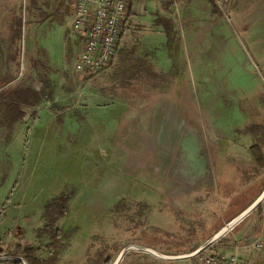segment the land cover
<instances>
[{
	"label": "rangeland",
	"instance_id": "rangeland-1",
	"mask_svg": "<svg viewBox=\"0 0 264 264\" xmlns=\"http://www.w3.org/2000/svg\"><path fill=\"white\" fill-rule=\"evenodd\" d=\"M60 1L0 0V91L43 95L18 121L0 105V250L47 259L56 230L57 264H102L129 243L176 250L234 218L249 187L262 193L251 147L264 152V0H169L170 30L162 20L155 42L83 79ZM64 195L68 213L48 214ZM261 205L222 239L264 238ZM134 252L120 264H144Z\"/></svg>",
	"mask_w": 264,
	"mask_h": 264
},
{
	"label": "built area",
	"instance_id": "built-area-1",
	"mask_svg": "<svg viewBox=\"0 0 264 264\" xmlns=\"http://www.w3.org/2000/svg\"><path fill=\"white\" fill-rule=\"evenodd\" d=\"M131 3L132 0H75L68 30L82 39V47L72 63L73 74L82 79L95 76L117 58ZM235 242L231 255L205 252L200 256V263L264 264L263 237L251 234L242 242L238 239ZM242 249L262 256V260L244 257L239 254Z\"/></svg>",
	"mask_w": 264,
	"mask_h": 264
},
{
	"label": "crops",
	"instance_id": "crops-1",
	"mask_svg": "<svg viewBox=\"0 0 264 264\" xmlns=\"http://www.w3.org/2000/svg\"><path fill=\"white\" fill-rule=\"evenodd\" d=\"M74 2L75 0H61L60 8H64L70 11V15L68 16L69 18L67 20V23L65 24V29L68 32V41L70 42V44H73L75 41L80 42V45L78 47L79 52L82 47V39L77 36L71 35L68 30V27L72 20ZM169 4V0H132L131 8L127 20L124 23L122 35L119 41V61L127 59V53L130 49H133V51L138 48L140 49L138 45L143 42V40L155 42L156 37L159 38L164 35L165 31L164 27L162 26V20H169L170 23L174 21L173 17L170 14V11L168 10L171 9V5ZM21 15L22 14L20 13V16L18 17L19 19L21 18ZM11 17V26H18L19 19L16 20V14L14 13V9H12ZM14 19L17 21L16 23H14ZM9 25L10 22L8 21L7 27ZM24 29H26V27L23 28L22 32H24ZM8 31L11 33L10 30ZM218 231L219 228L216 227L204 238H194L190 241L184 242L183 244H181L179 249L176 250H163L159 246L154 245L152 243H148L147 245L166 255L186 254L199 247L202 243H204ZM222 238L205 252L223 253L226 255H231L235 251V246L237 245L235 240L231 237H229L228 239ZM241 251V255H243L244 257H253L262 260V256L256 253L254 254L252 252L246 254L245 249H242ZM132 255H135L136 259L138 258L140 259V261L142 260L144 264H201L200 259L194 260V258L184 260H169L158 258L149 253L140 251H135Z\"/></svg>",
	"mask_w": 264,
	"mask_h": 264
},
{
	"label": "trees",
	"instance_id": "trees-1",
	"mask_svg": "<svg viewBox=\"0 0 264 264\" xmlns=\"http://www.w3.org/2000/svg\"><path fill=\"white\" fill-rule=\"evenodd\" d=\"M17 21L14 20V23ZM167 22V24H166ZM166 26L170 24L169 20H165ZM22 24L20 20H18V30H16L13 35V38H10L11 41H14L17 43V52H16V58L18 59V64H20V57H21V46H22ZM167 26V31L170 30V26ZM18 35V36H16ZM17 88L15 89H4L0 91V105L2 104L7 108V114H9L10 118L12 121H18L20 119V115L18 114V107L19 106H30V107H35L37 106L43 95L36 91L33 88H30L27 85L20 84L16 86ZM251 152L255 158V163H254V172H256V176L259 175L260 170L264 168V152L262 148L259 145H254L251 147ZM259 189L257 188L256 185L249 187L241 197V201H243L244 207L242 210H240L238 213L235 215L237 216L240 212H242L246 207H248L259 195ZM69 197H64L60 198V200L56 201L55 204L52 207H47V213H54L57 214V216H63L64 214L68 213V207L67 203L69 202ZM262 208V205H260L256 210H260ZM255 210V211H256ZM254 211V212H255ZM253 213V212H252ZM251 213V214H252ZM250 214V215H251ZM51 216V220H55V216ZM234 215V217H235ZM249 215V216H250ZM233 216L228 217V219H232ZM229 220V221H230ZM222 227H219V230ZM236 228V227H235ZM234 228V229H235ZM62 236L63 232L61 230H56L54 233H50L49 238L51 242V246L54 247V252L48 257L47 259H41L40 257L37 256L38 249L34 246H27V247H22V246H16V252L17 254H21L29 264H57L59 261V255L61 251L65 247V243L62 241ZM120 249H118V252ZM1 254H6L4 250H0V255ZM203 254V253H202ZM201 255V254H200ZM115 259V256H108L106 259L103 260L102 264H112ZM0 264H23L21 262H5V263H0Z\"/></svg>",
	"mask_w": 264,
	"mask_h": 264
},
{
	"label": "water",
	"instance_id": "water-1",
	"mask_svg": "<svg viewBox=\"0 0 264 264\" xmlns=\"http://www.w3.org/2000/svg\"><path fill=\"white\" fill-rule=\"evenodd\" d=\"M263 202H264V190L248 207H246L242 212H240L237 216H235L228 223H226L218 232L212 235L208 240H206L199 247H197L195 250L189 253L180 254V255H166L148 245L129 243L120 250V252L118 253L117 257L115 258L112 264H120L124 256L130 251L145 252L155 257L162 259H169V260H184V259L195 258L200 254H202L203 252H205L206 250H208L215 243H217L227 232L233 230L247 216H249L252 212H254ZM5 262H21L23 264H29L28 261L20 255L1 254L0 263H5Z\"/></svg>",
	"mask_w": 264,
	"mask_h": 264
},
{
	"label": "flooded vegetation",
	"instance_id": "flooded-vegetation-1",
	"mask_svg": "<svg viewBox=\"0 0 264 264\" xmlns=\"http://www.w3.org/2000/svg\"><path fill=\"white\" fill-rule=\"evenodd\" d=\"M193 156H195V155L193 154ZM195 158H196V162H195L194 164H195L199 169H202V168H203V163H202V161L198 160L196 156H195Z\"/></svg>",
	"mask_w": 264,
	"mask_h": 264
}]
</instances>
